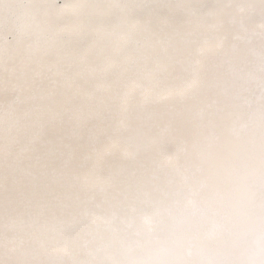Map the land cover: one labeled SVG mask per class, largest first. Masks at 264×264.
I'll return each mask as SVG.
<instances>
[{"label":"snow or ice","instance_id":"1","mask_svg":"<svg viewBox=\"0 0 264 264\" xmlns=\"http://www.w3.org/2000/svg\"><path fill=\"white\" fill-rule=\"evenodd\" d=\"M0 264H264V0H0Z\"/></svg>","mask_w":264,"mask_h":264},{"label":"bare ground","instance_id":"2","mask_svg":"<svg viewBox=\"0 0 264 264\" xmlns=\"http://www.w3.org/2000/svg\"><path fill=\"white\" fill-rule=\"evenodd\" d=\"M39 3L46 4L47 0H38Z\"/></svg>","mask_w":264,"mask_h":264}]
</instances>
